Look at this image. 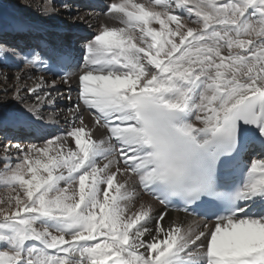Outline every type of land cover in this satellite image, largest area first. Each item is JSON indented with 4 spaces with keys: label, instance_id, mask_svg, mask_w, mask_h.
I'll return each mask as SVG.
<instances>
[{
    "label": "snow or ice",
    "instance_id": "obj_1",
    "mask_svg": "<svg viewBox=\"0 0 264 264\" xmlns=\"http://www.w3.org/2000/svg\"><path fill=\"white\" fill-rule=\"evenodd\" d=\"M38 10L0 15V264H264V0H110L79 48Z\"/></svg>",
    "mask_w": 264,
    "mask_h": 264
},
{
    "label": "bare ground",
    "instance_id": "obj_2",
    "mask_svg": "<svg viewBox=\"0 0 264 264\" xmlns=\"http://www.w3.org/2000/svg\"><path fill=\"white\" fill-rule=\"evenodd\" d=\"M37 1V0H36ZM81 2H71L72 4L75 5L73 12L76 13L75 15L69 16L67 11L62 8L60 9V11H62V14H65V16L61 17L62 14L57 13L59 15H56L55 18L51 19L50 24L46 25L48 26V28L50 29V35L51 38L53 39H58V40H64L66 42H72L77 48H79V42L82 41L83 37H90L93 34H95V32L99 29V27L101 26V24H107V25H113L116 24L117 22L110 18L109 16L105 15V12L103 10L95 9V8H91V9H87L85 7V3L91 0H80ZM98 3H100L101 6H106L107 9V4L110 2V0H96ZM31 3L36 5L35 0H30ZM43 3L44 0H39L38 3ZM36 7V6H35ZM23 10H25L27 7L25 6V4L21 7ZM89 13L94 14L91 18V20L89 21V23L91 24V27H89L87 24H81L80 23V15H84L86 18L88 17ZM0 15H2L3 17V21L4 24L7 25L10 21H12L14 18H23L21 17L20 13L18 12H13V13H4L2 12ZM59 18L62 19V24L59 26L58 22H59ZM27 19V18H24ZM65 19V20H64ZM67 19H69L68 21H66ZM29 20V19H28ZM33 21H39V20H35L33 19ZM69 23H71L73 26L71 28H69ZM7 38H13V36L11 34H8ZM80 56L82 57V53L80 54ZM15 64V62H10V65ZM4 67V66H2ZM5 68V67H4ZM26 74L28 76L33 75V73L25 70ZM40 72L35 73V75H40ZM47 77L49 79H54L51 78L47 75ZM3 79V78H2ZM0 83L4 86L3 88H11L12 85L10 83L5 84L3 82V80H0ZM24 83V82H22ZM34 83V81L32 79H28L27 80V85L28 86H32ZM58 87L60 90V94L64 97V102H65V109H63V106H59V109L62 110L60 112V114L57 116V121L52 124L51 127H48L45 129V132L49 135L52 134H61L64 130H66L68 127H70L69 122L66 121L65 117L67 116V109L76 102L77 100V95H78V84L77 81L75 79L72 80L71 82V89H69V87L63 83H58ZM69 91L71 92V96H72V100L69 101L67 99V96L69 94ZM12 101H10L11 103ZM61 104V103H60ZM62 108V109H61ZM63 110H65L63 112ZM84 117H85V121L86 123L91 124V114L89 112L88 109L84 110ZM103 131L102 129H97L96 131V136H102L103 135ZM1 138V137H0ZM33 142H40L39 140H33ZM7 192V193H5ZM3 193H1L0 198H4L6 199L8 196V191H5ZM163 209L158 207L157 211H162ZM166 224L168 223H180L182 225H184L185 227L191 226V227H196L198 225H202L204 222L199 220V219H194L188 216H185V214L182 213H178V212H171L168 211V217L166 218L165 221Z\"/></svg>",
    "mask_w": 264,
    "mask_h": 264
},
{
    "label": "rangeland",
    "instance_id": "obj_3",
    "mask_svg": "<svg viewBox=\"0 0 264 264\" xmlns=\"http://www.w3.org/2000/svg\"><path fill=\"white\" fill-rule=\"evenodd\" d=\"M39 0H35L36 2V5L31 3L30 0H0V14L2 12L4 13H13V12H18L20 13L21 17L23 18H27L29 20H39V21H42V18L40 16V12H39V7L40 5L42 4L41 2L38 3ZM71 0H54V4H55V7H56V11L57 13H63L62 11H60V9H62V5L65 3V2H69ZM72 2V1H71ZM80 3V2H79ZM25 4L26 5H31V7H27L25 10H23L21 7ZM36 6V7H35ZM87 9H91L90 7H86ZM57 14V15H59ZM65 16V14H62L61 17ZM65 20V19H64ZM69 19H67L66 21H68ZM44 23H47V24H50V20H47V21H43ZM50 22V23H48ZM62 19L59 18V22H58V25L60 26L62 24ZM73 25L71 23H69V28H71ZM8 39H13V38H8ZM18 72H21V68L20 67H17L15 64L13 65H10L8 67H2L0 66V73H6L9 77H15V75L18 73ZM0 80H3L2 77H0ZM23 81H21L22 83ZM15 83V81L13 80L10 84L13 85ZM23 84V83H22ZM3 85L0 83V89H3ZM12 93L11 91H9L8 93H4V92H0V100H5L6 97H11ZM64 97L62 95L59 96V99H58V105L59 106H63L65 109V102H64ZM9 103H10V100H9ZM61 103V104H60ZM62 109V108H61ZM65 110H63L64 112ZM0 139H3V135L0 134ZM25 143H29V142H32V141H28V140H25L24 141ZM40 143V142H38ZM7 191L6 189L0 187V195L1 193ZM7 193V192H5Z\"/></svg>",
    "mask_w": 264,
    "mask_h": 264
}]
</instances>
